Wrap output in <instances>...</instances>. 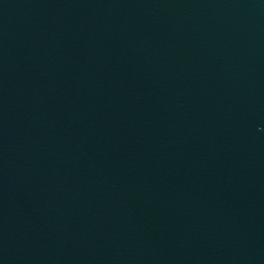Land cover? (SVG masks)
Returning <instances> with one entry per match:
<instances>
[{
    "label": "water",
    "instance_id": "obj_1",
    "mask_svg": "<svg viewBox=\"0 0 264 264\" xmlns=\"http://www.w3.org/2000/svg\"><path fill=\"white\" fill-rule=\"evenodd\" d=\"M0 264H264V0H0Z\"/></svg>",
    "mask_w": 264,
    "mask_h": 264
}]
</instances>
